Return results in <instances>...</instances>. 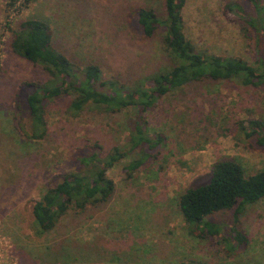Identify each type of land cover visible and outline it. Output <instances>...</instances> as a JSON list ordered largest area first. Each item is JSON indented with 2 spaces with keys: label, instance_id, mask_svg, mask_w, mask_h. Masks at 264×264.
Listing matches in <instances>:
<instances>
[{
  "label": "rangeland",
  "instance_id": "obj_1",
  "mask_svg": "<svg viewBox=\"0 0 264 264\" xmlns=\"http://www.w3.org/2000/svg\"><path fill=\"white\" fill-rule=\"evenodd\" d=\"M6 1L0 0V264H264V198L245 206L237 229L246 242L234 243L231 253L222 238L229 237L232 211L210 216L221 233L200 238L177 207L186 189L208 182L216 161L234 158L248 174L264 169V147L232 139L239 122H264V86L189 83L143 118L134 110L72 116L69 98L61 97L46 106L44 125L33 124L32 88L24 83L40 85L48 76L12 53L21 22L43 20L53 47L73 64H96L105 78L131 86L170 65L162 30L145 38L135 14L151 8L162 16V0H30L20 15L9 16ZM182 17L198 52L262 65L256 34L245 24L254 10L245 0H185ZM139 123L148 139L164 138L155 149L141 146L151 156L147 167L131 177L124 172L139 147L108 170L115 190L107 202L70 210L52 231L37 235L33 203L79 170L80 155L93 143L104 153L116 146L129 151Z\"/></svg>",
  "mask_w": 264,
  "mask_h": 264
},
{
  "label": "trees",
  "instance_id": "obj_2",
  "mask_svg": "<svg viewBox=\"0 0 264 264\" xmlns=\"http://www.w3.org/2000/svg\"><path fill=\"white\" fill-rule=\"evenodd\" d=\"M245 1L254 10L255 17L246 19L245 24L256 34L255 46L259 50L261 66L254 67L241 59L198 52L184 33L182 9L185 0H162V16L151 8H139L135 14L137 26L145 38L162 30L163 50L170 65L131 86L105 78L96 64L81 68L76 66L53 47L51 30L46 22L37 18L26 19L13 32L10 49L14 55L40 67L48 76V80L40 85L24 83V86L32 88L27 105L33 124L44 125L46 106L61 97L69 98L68 111L72 116L87 109L108 114L134 110L137 117L143 118L162 97L189 83L210 80L233 82L242 87L264 86V0ZM29 3L30 0H7L5 13L7 16L10 13L20 15ZM227 8L230 9V6ZM242 29L244 36L250 37L244 25ZM142 124L145 122L142 121ZM237 127L233 140L240 144L253 140L256 147H264V122L252 119L239 122ZM163 141L161 136L148 139L139 123L134 126L127 152L116 146L104 153L98 143L90 145L80 155L79 170L63 175L56 186L49 188L40 200L33 203L32 215L37 235L52 231L70 210L83 213L88 207L107 202L115 190L114 182L107 176L108 170L137 148L146 145L148 150H152L161 146ZM147 148L138 149L136 158L123 167L128 177L147 167V159L151 157ZM263 198L264 169L248 174L238 160L231 158L216 161L208 182L186 189L179 196L177 207L185 223L197 230L200 238L215 237L221 233L220 226L207 220L210 216L232 211L229 237L222 238L226 251L231 253L234 243L238 246L246 242L237 229L245 206Z\"/></svg>",
  "mask_w": 264,
  "mask_h": 264
}]
</instances>
